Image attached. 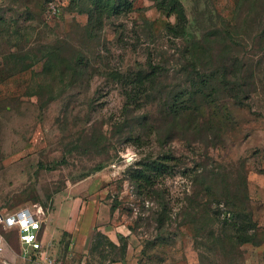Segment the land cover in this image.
Instances as JSON below:
<instances>
[{
  "label": "rangeland",
  "instance_id": "1",
  "mask_svg": "<svg viewBox=\"0 0 264 264\" xmlns=\"http://www.w3.org/2000/svg\"><path fill=\"white\" fill-rule=\"evenodd\" d=\"M105 1L0 0V219L43 205V244L54 239L49 250L66 264H264V0H179L187 19L185 37L172 35L170 26L178 19L163 0H115L119 10L112 14L104 11ZM230 22L231 52L245 62L256 92L245 106L226 100L231 113L219 143L207 147L193 136H177L162 146L156 137H144L159 115L152 99L142 100L136 111L149 117V125H133L132 137L119 127L131 85L110 74L137 81L139 72L164 65L172 86L182 84L179 70L192 39ZM79 57L81 73L75 82L66 78L71 84L63 90L56 79L59 59ZM204 65L199 66L204 71L211 66ZM206 116L201 110L200 119ZM136 134L143 138L136 141ZM167 152L174 166L157 181V193H139L131 171ZM205 159L224 165L227 174L246 168L249 198L243 208L256 224H249L248 234L256 235L257 245H243L242 258L232 257L230 247L210 243V228L217 234L221 223L200 237L202 221L189 218L183 224L197 165ZM159 196L170 206L162 227L156 220ZM218 220L224 222V216ZM121 232L129 237L124 258L118 257ZM99 234L119 244L96 251ZM81 235L84 253L71 259L68 251ZM17 242L10 238L0 264H41L22 256Z\"/></svg>",
  "mask_w": 264,
  "mask_h": 264
},
{
  "label": "trees",
  "instance_id": "2",
  "mask_svg": "<svg viewBox=\"0 0 264 264\" xmlns=\"http://www.w3.org/2000/svg\"><path fill=\"white\" fill-rule=\"evenodd\" d=\"M163 1L167 2L165 8L169 13L176 15L178 19L176 26H170L172 35L185 37L187 19L182 4L179 0ZM158 5H161V1ZM105 6L104 11H108L109 14L119 10L115 0H106ZM238 6H240V1ZM234 31L230 22L225 25V28L212 33L214 35L206 34L207 36L205 35L201 39H192L191 48L189 50L187 48L183 52V56L187 58L184 59L179 70L183 74V79L179 82H183L184 86L182 84L172 86L169 81L170 72L164 65L152 66L149 72H139L135 75L138 77L137 81L120 74H110L113 79L120 82L130 81L128 84L131 85L127 88V102L124 107L125 119L119 127L129 130L127 133L132 137L133 125L138 124L141 127L149 125L152 122L149 117L146 114H136V111L140 110L142 100L146 102L148 99L150 101L152 99L159 107L161 116L156 117L157 124L153 125L144 137H156L162 146L168 141H173L177 136L187 140L192 139L193 136L194 140L204 142L207 147L219 143V139H222L226 130L224 126L229 122V113H231L227 110L226 100L232 101L233 99L238 106H245L248 105L247 97L253 93V90L256 92L254 82L249 80V71L244 69L245 62L231 52L235 41ZM218 32H221L222 35H219ZM51 58L52 61L54 60L53 63L57 61L55 52L51 54ZM83 61L84 59L81 57L73 61L59 59L57 69L60 73L56 79L64 84L63 90L71 84V80L75 82L78 79ZM205 63L211 64V66L204 71L201 70V67L202 69L206 67ZM52 66L54 67V65ZM199 66L201 67L199 68ZM69 77H71L70 82H67L65 79ZM49 87L51 85L47 86V88ZM50 96L53 98L52 95ZM201 110H205L208 116L200 119ZM141 137L138 135V138L134 139L139 141ZM150 160L149 162H138L135 170L131 171V180L139 193L146 190H152V194L157 193L155 190L157 181L163 179L174 166L172 164L174 158L169 152L157 158H150ZM243 165L242 167H244ZM100 167L102 166L99 165L98 169ZM197 167L200 169L194 174V191L189 197V210L183 212L184 218H186L183 224L187 225L189 218H192L196 223L198 220L202 221V225L205 227L198 229L196 234V237H200L204 236L203 233L206 232L207 227L221 223L222 228L217 234L213 227L210 228L208 232L210 243L216 245L218 242L224 247H230L235 253L232 257L242 258L244 252L241 247L243 245L246 243L257 245L256 235L248 234L252 226L255 228L256 224L251 220V215L247 214L243 208L249 198L246 168L238 169L235 173L234 170H230L227 174L224 165L222 167L215 166L208 159L201 161ZM232 178L233 180H231ZM159 198H161L159 201L161 212L156 220L158 226L162 227L170 217L168 216L170 206L162 196ZM222 215L224 222L218 220V217ZM7 237L9 240L11 238V240L18 241L15 233H11ZM119 238L122 248L118 257L124 258L127 253L129 237L121 236ZM98 240L97 245L96 242L93 244V246L96 245L94 247L96 251L107 244L113 248L116 247V244L103 234H99ZM17 243L19 244V242Z\"/></svg>",
  "mask_w": 264,
  "mask_h": 264
},
{
  "label": "built area",
  "instance_id": "3",
  "mask_svg": "<svg viewBox=\"0 0 264 264\" xmlns=\"http://www.w3.org/2000/svg\"><path fill=\"white\" fill-rule=\"evenodd\" d=\"M47 219L46 209L41 204H32L21 210L6 214L0 219V259L10 248L7 235L17 234L21 255L41 264H66L54 256L43 244ZM34 256V257H32Z\"/></svg>",
  "mask_w": 264,
  "mask_h": 264
},
{
  "label": "crops",
  "instance_id": "4",
  "mask_svg": "<svg viewBox=\"0 0 264 264\" xmlns=\"http://www.w3.org/2000/svg\"><path fill=\"white\" fill-rule=\"evenodd\" d=\"M46 226V225H45ZM45 226H43V229H44V238H45ZM77 235H79V233L77 234ZM124 235V233H120L119 234V237H121V236H123ZM125 236V235H124ZM55 237V236H54ZM83 237H82V235L81 236H78V241L75 243V246H74V248H72V247H70V249H69V251H68V257L69 258H73L75 255V253H80L81 251V253H84V247H83V244L81 243V240L80 239H82ZM118 240V239H117ZM116 240V238L115 239H113L112 241H113V243H115V244H117L118 243V241ZM119 244V243H118ZM51 245L52 246H54L55 245V240L54 239H52V240H50V242H49V244L48 245H45V247L49 250V248L51 247ZM50 251V250H49ZM70 252V253H69ZM57 257V256H56ZM58 258V257H57ZM59 259V258H58Z\"/></svg>",
  "mask_w": 264,
  "mask_h": 264
}]
</instances>
